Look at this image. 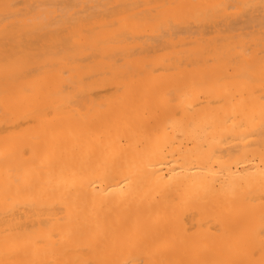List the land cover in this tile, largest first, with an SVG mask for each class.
Instances as JSON below:
<instances>
[{"label": "bare ground", "instance_id": "6f19581e", "mask_svg": "<svg viewBox=\"0 0 264 264\" xmlns=\"http://www.w3.org/2000/svg\"><path fill=\"white\" fill-rule=\"evenodd\" d=\"M0 264H264V0H0Z\"/></svg>", "mask_w": 264, "mask_h": 264}]
</instances>
